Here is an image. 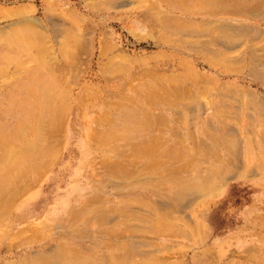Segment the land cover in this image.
I'll return each mask as SVG.
<instances>
[{"label":"rangeland","instance_id":"rangeland-1","mask_svg":"<svg viewBox=\"0 0 264 264\" xmlns=\"http://www.w3.org/2000/svg\"><path fill=\"white\" fill-rule=\"evenodd\" d=\"M180 3L0 0V118L8 108L6 95L32 80L33 73L53 80L64 96V110L50 135L53 155L16 185L20 195L0 211V264H25L24 258L38 251L56 254L57 245L98 254L115 244V236L135 243L129 245L130 257L102 264H264V153L259 149L249 160L244 153L238 156L248 167L239 178L233 173H241V167L226 166L218 184L236 177L215 192L203 189L182 206L172 193L174 172L165 167L171 158L162 157L161 168L151 171L129 151L96 139L105 108L124 96L139 98V90L156 84L171 102L149 109L152 115L163 113L156 130L163 143L175 144L199 164L213 163L200 143L211 109L201 116L193 111L196 103L213 101L211 107L225 114L220 113L224 123L211 124L217 133L210 132L228 144L233 137L226 129L239 128L245 146L248 108H258L257 99H264V83L249 75L251 67L264 71V44L241 63L236 44L227 49L219 42L220 29L208 24L237 25V16L220 9L210 16L205 9L187 11L188 4ZM17 31L30 36L25 51L9 47ZM248 91L255 100L247 99ZM3 120L13 123L11 116ZM253 124L250 138L257 146L260 120ZM218 148L219 155L232 157L229 145L226 151ZM189 167L192 175L194 166ZM88 205L103 206L112 220L73 213Z\"/></svg>","mask_w":264,"mask_h":264},{"label":"bare ground","instance_id":"bare-ground-1","mask_svg":"<svg viewBox=\"0 0 264 264\" xmlns=\"http://www.w3.org/2000/svg\"><path fill=\"white\" fill-rule=\"evenodd\" d=\"M180 1L182 2L180 4H183V6L188 4V7L184 8L185 10L188 9L187 11L205 9L206 13L208 12L207 14L210 16L220 9L219 11L225 12L224 14L238 17L237 25H232L228 22L220 25L212 21L208 22V24L220 29L221 34H219L220 32L218 33L220 35V44L222 43L229 50L234 48V44H236V48H239L237 49L238 51L235 50L238 52L237 59L239 62L248 63L249 58H253V55H256L258 51L257 44H264V0H209L208 3H202V0H199L200 3L195 2L196 0H186L187 3H183V0ZM171 3L173 4V2ZM190 5L191 8H189ZM29 37L26 38V33L17 31L11 38L9 47L13 51H25L28 49ZM261 51H264V49ZM254 58L256 61V56ZM259 69L251 67L249 75L252 79L264 83V71H260ZM0 72H3L2 68H0ZM138 93L139 98H134L131 95L124 96L120 102L104 109L102 118L104 127L96 132V139L98 141L109 142L116 148H123V152L129 151L130 154L128 156L143 160V163L140 161L141 164H139L141 168H147L151 171L161 168L160 159L162 157L171 158L167 160V164L169 165L164 164L166 165L165 167L170 168L171 172H174V175H171L173 176V180H170L174 186L172 193L179 202V205L183 206L187 198L190 197L189 200H191L194 195L203 189V192L205 191L206 193L215 192L229 179L233 178V176L236 177V175H233L221 178V184H218L219 180L216 177L219 176L220 172L226 170V166L236 167V169L241 167L243 170H238L241 173H233L238 174V178L244 174V171L248 167L244 168V165L241 166L242 160L238 157L240 154L244 153L249 160L248 156L254 149H259L261 153H264V99L262 97L257 99L259 101L258 108H248L250 122L245 133H243L245 146H242V141L239 138L242 135L239 128L236 131L233 128L226 129L225 133L233 137L231 142L228 139V144L225 138H221V136L215 134L217 133V128L211 124L215 120L224 123V120L220 119V113H222L223 117L225 114L223 107L219 108L217 106L219 110H224V113L211 107L214 104L213 101H208L204 105L196 103V106L194 104L196 107L193 111L197 116H201L204 111L211 109L210 123L207 122L209 129L204 130V140L202 139L200 143L205 148H208L207 151L212 155L213 163L204 166V164H208L207 159L200 161L201 164H199L194 159V156L191 158L190 154L181 153V149L176 147L175 144L168 145V143H163L160 133L156 132L157 127L164 120L163 113L152 115L149 109L160 107V104L163 102L171 104L169 102L170 99L167 101L168 96L163 89L156 84H148L145 88L139 90ZM246 97L251 101L255 100L256 95L248 91L246 92ZM6 98L9 104L5 107L8 108L4 109L3 117L0 118V211L2 212L4 207H8L13 203L14 197L20 195L18 186L16 187V185L24 182V179L26 180L34 169H41L47 158L53 155L54 150L49 143L51 139L50 135L55 132L56 122L60 119L64 110L62 107L64 96L62 92L54 88L53 80L45 82L42 78L35 77V73L32 74V80L22 85L21 88H16L12 93H8ZM16 114H18V118ZM9 116H11L13 123H4L3 119ZM257 118L261 123V130L256 133L259 146L258 144L255 146L256 144L250 138L255 133L253 122ZM211 130L215 131V135L210 132ZM228 145V150L232 157L219 155L218 151L220 149L218 146L226 151L224 147L228 148ZM187 151L189 152L190 150L187 149ZM118 164L125 165L122 162ZM190 165L194 166V173L192 175H189L191 172L186 171ZM114 173L120 174L117 169L114 170ZM226 173L228 174L229 171ZM156 180L159 182L160 178ZM153 184L156 189L160 186L157 182H153ZM207 188L208 190H205ZM73 213L79 216L91 213L93 216L95 214L96 217H100L104 221H107V219L112 220L111 217H106V215H109V212L101 205L97 208L88 205L82 210H73ZM116 239L117 237L115 236V241H113L115 244H109L108 248L102 253L90 255L81 251L80 254L74 248L72 249V247L68 249L66 245H57V247L61 248L58 253L46 255L38 251L33 253V258L30 256L25 257L24 263L60 264V261L63 260L66 264H102L105 261L112 262L111 260H117L118 258L123 261L125 258L130 257L129 245L135 243H128L126 240L119 238V240Z\"/></svg>","mask_w":264,"mask_h":264}]
</instances>
